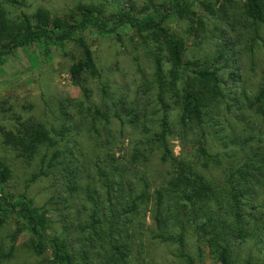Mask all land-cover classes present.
<instances>
[{
    "label": "rangeland",
    "instance_id": "374dc122",
    "mask_svg": "<svg viewBox=\"0 0 264 264\" xmlns=\"http://www.w3.org/2000/svg\"><path fill=\"white\" fill-rule=\"evenodd\" d=\"M149 1L0 0V16L18 22L22 15L31 16L40 7L49 9L54 15H64L80 4L95 3L104 5L108 15L133 8L136 15L143 17L149 13L146 10ZM188 1L204 21L205 29L191 30L193 24L189 19L177 17L171 18L166 26L184 41L186 61L220 68L222 89L226 94V100L218 110L219 116L215 117V123L212 121L206 134L209 152L217 155L221 164L212 165L206 175L222 182L229 170L250 172L248 182L240 179L243 185L239 187L245 191L241 201L249 237L244 242H234L232 258L236 263L248 260L261 263L264 261V148L260 150L261 155L255 154L253 161L248 160L246 155L238 153L242 139L236 142L234 137L238 135L236 130L243 128L237 123L240 121L241 94H255L263 81L264 24H255V21L241 16L245 0H235L232 8L215 17L195 0ZM206 1L214 4L217 10L223 4L218 0ZM83 35L102 75L101 81L90 80L88 95L73 83L69 74L71 65L82 57V49L75 43L63 49L44 45L19 49L0 66V162L9 166L12 172L5 184V194L18 204L26 196L34 206L47 211L48 239L57 235L72 242L77 236L78 223H84L87 213L91 212L92 203L86 197L87 190L96 199L105 197L100 171L110 176L114 165L117 166L114 159L126 166L131 149L137 142L145 140L144 129H149L151 135L159 130L165 109L159 100L161 91L155 77V58L162 62L166 74L170 67L166 63V51L151 33L140 35L128 28L120 30L119 36L100 35L94 30ZM165 102L173 131L169 141L174 155L177 158L195 155L197 137L193 133L184 137L179 135L180 110L172 101ZM94 105L102 106L110 113L112 122L107 130L99 122H93L88 110ZM115 111L121 120L113 117ZM133 120L138 123L134 124ZM27 122L65 133L63 138H57L61 153L57 167L48 176H39L34 181L32 178L40 173L47 150L42 149L35 158L28 160L6 142L9 134ZM252 130L250 134H254L256 140L264 137V121L254 116ZM258 147L254 144V152ZM53 152L54 149L49 150L48 155ZM158 155L153 157L150 171L139 166L157 181V184L152 182L153 189L170 170L165 164L157 169ZM245 164L251 167H245ZM65 169L73 174H67ZM163 170L164 173H160ZM236 178H240L238 174ZM137 186L141 187L140 182ZM74 188L76 192L72 190ZM151 196V202L142 206L131 226L143 232L139 237L132 235L131 239L128 238L132 243L131 264H183L178 257V245L155 238L157 231L151 210L154 196ZM1 220L5 224L0 225V264H52L49 252L37 254L28 248L32 236L28 231L18 232L22 226L15 218L0 212V223ZM168 232L177 235L180 229L172 227ZM185 238L187 252L195 258L196 264H218L210 249L190 227L185 231ZM200 247L203 249L202 259L198 256Z\"/></svg>",
    "mask_w": 264,
    "mask_h": 264
},
{
    "label": "trees",
    "instance_id": "16d2710c",
    "mask_svg": "<svg viewBox=\"0 0 264 264\" xmlns=\"http://www.w3.org/2000/svg\"><path fill=\"white\" fill-rule=\"evenodd\" d=\"M218 1L223 2L220 10L206 0H195L214 17L227 12L235 4V0ZM147 3L149 13L143 17L136 15L133 8L108 15L104 5L95 3L80 4L64 15H54L49 9L40 7L31 16L22 15L18 22L0 16V66L19 49L37 45L63 49L75 43L82 49V57L71 65L69 74L73 83L86 95L90 80L101 81L102 78L94 53L83 35L87 31L94 30L106 36H119L120 30L128 28L140 35L151 33L166 51V63L170 66L166 74L162 62L155 58V77L161 91L159 100L165 109L159 130L151 135L149 129H144L145 140L137 142L136 147L131 149L126 166L114 159L117 166L114 165L110 176L100 171L106 189L105 197L96 199L87 190L86 197L92 203L91 212L87 213L84 223H78L73 242L57 235L48 239L47 211L34 206L26 196L18 204L5 194V184L12 172L3 162H0V212L15 218L22 226L18 232L28 231L32 236L28 248L37 254L49 252L52 264H131L132 243L128 238L143 234L142 229L134 230L131 226L141 213L142 206H148L153 195L151 210L157 231L155 238L178 245V257L183 264H196L195 258L187 252L185 231L188 227L210 249L218 264H264V261L257 263L251 260L236 263L232 258L234 242H244L249 237L241 201L245 191L239 187L243 185L241 180L248 182L250 172L229 170L222 182L206 175L212 165L221 164L218 156L209 152L206 137L207 130L213 120L215 123L218 110L226 100L220 68L186 61L184 41L166 26L171 18L176 17L189 19L194 31H203L206 25L188 0H150ZM241 12L243 18L253 23L255 21V24H264V0H245ZM103 92L106 93L105 87ZM241 97V107L238 108L240 121L237 123L243 128L236 130L238 135L234 141L242 139L238 153L253 161L255 154L261 155L260 150L264 148V137L256 140L254 134H250L254 131V116L264 121V77L255 94L248 96L242 93ZM166 100L172 101L180 110L179 135L184 137L193 133L197 137L196 154L191 157L177 158L170 146L169 137L173 131L168 121ZM88 111L93 122L102 124L104 130L111 125L112 117L104 107L94 105ZM113 117L121 120L117 111ZM132 122L138 123L137 120ZM64 136L63 130H48L41 124L27 122L22 123L15 133L9 134L6 142L28 160L35 158L42 149L47 150L40 173L32 178L34 181L39 176H48L57 167L61 158L57 138ZM254 144L259 145L255 152ZM51 149L54 152L49 156ZM157 154L160 159L156 163L157 169L165 164L170 170L160 185L153 189L152 182L157 184V181L150 174L146 175L139 166L150 171L153 157ZM122 158L125 159L124 156ZM245 167L250 168L251 165L245 164ZM65 171L73 174L69 169ZM160 173H164V170ZM72 190L77 191L75 188ZM3 224L5 221L1 220L0 225ZM172 227H178L180 232L177 235L169 234ZM12 250L14 252L15 247ZM198 256L202 259V247L198 250Z\"/></svg>",
    "mask_w": 264,
    "mask_h": 264
}]
</instances>
